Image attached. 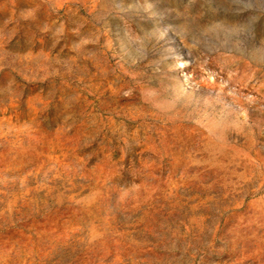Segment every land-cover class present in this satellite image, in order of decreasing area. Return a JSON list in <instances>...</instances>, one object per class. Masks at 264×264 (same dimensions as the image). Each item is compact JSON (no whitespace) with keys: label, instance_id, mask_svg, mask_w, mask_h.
<instances>
[{"label":"rangeland","instance_id":"rangeland-1","mask_svg":"<svg viewBox=\"0 0 264 264\" xmlns=\"http://www.w3.org/2000/svg\"><path fill=\"white\" fill-rule=\"evenodd\" d=\"M0 264H264V0H0Z\"/></svg>","mask_w":264,"mask_h":264}]
</instances>
